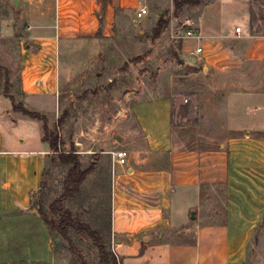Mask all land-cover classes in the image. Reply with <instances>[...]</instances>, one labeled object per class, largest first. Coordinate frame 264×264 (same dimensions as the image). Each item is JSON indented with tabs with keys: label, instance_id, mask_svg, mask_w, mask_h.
I'll return each mask as SVG.
<instances>
[{
	"label": "crops",
	"instance_id": "obj_1",
	"mask_svg": "<svg viewBox=\"0 0 264 264\" xmlns=\"http://www.w3.org/2000/svg\"><path fill=\"white\" fill-rule=\"evenodd\" d=\"M167 1L16 0L15 9L26 23L16 72L24 107L57 120L63 96L62 46L111 41L118 23L132 14L137 17L142 8L149 12L139 20L152 17L146 28L153 29L152 11ZM197 25L199 36L185 42L180 56L202 61L201 70L210 80L208 115L217 134L226 137L221 145L225 156L214 168L217 174L199 183L224 182L226 187L225 221L206 231L213 247L221 250L218 258L202 264H247L244 250L264 223V75H255L264 72V63H259L264 42L237 35L236 28L220 32L206 22L203 33L201 22ZM200 47L203 54L192 56ZM0 105V264H57L54 240L34 202L51 146L43 139L42 123L14 112L6 99ZM132 112L146 148L136 145L131 154L124 150L126 164L113 166V251L122 264H187L176 262L177 253L163 233L186 226L202 203L199 184H186V174L174 168L172 97L136 95ZM261 235L264 240V230Z\"/></svg>",
	"mask_w": 264,
	"mask_h": 264
},
{
	"label": "rangeland",
	"instance_id": "obj_2",
	"mask_svg": "<svg viewBox=\"0 0 264 264\" xmlns=\"http://www.w3.org/2000/svg\"><path fill=\"white\" fill-rule=\"evenodd\" d=\"M199 1L198 6H185L177 16L173 0L164 3L163 8L154 9L152 16L156 25L161 15L170 20L159 39L154 38L156 26L146 28V21H152V17L139 20L132 14L124 23H118L116 36L111 41L79 40L62 46L60 112L57 120L54 116L45 117L50 128L58 132L60 152L75 150L80 155L83 169L96 165L68 208L75 217L98 230L111 250V189L115 174L110 153L119 149L131 154L136 145L146 148L132 112L136 95L139 99L172 97L174 168L182 175L186 174V184L193 181L199 184L216 175L214 168L225 156L221 145L226 137L217 134L218 128L208 115L210 80L201 70V60L180 56L181 47L187 41L176 38V33L182 35L179 29L197 32L198 22L204 33L208 22V27L220 32L225 28H241L242 34L263 43L264 0ZM160 9L161 15L158 14ZM188 21H191L190 25ZM25 27L13 1L0 0V100L6 99L13 109L14 103H22L16 72L18 50L26 41L22 39ZM259 63H264V59ZM260 74L264 75V72H255V75ZM3 108L0 105V113ZM118 136L122 138L121 142L117 140ZM69 169L60 164L58 155L50 156L41 199L46 209L62 194ZM199 186L202 203L194 210L196 218L193 220L190 215L186 226L163 232L177 253L176 262L202 264L212 256L218 258V250H221L213 247L206 231L225 221V184L202 183ZM39 201L40 197L36 196L35 204ZM263 230L264 223L244 250L247 264H264ZM71 236L82 258L74 255L69 243L54 235L57 264H81L82 261L99 264L98 249L91 239L74 232ZM181 250L185 252L178 256Z\"/></svg>",
	"mask_w": 264,
	"mask_h": 264
},
{
	"label": "trees",
	"instance_id": "obj_3",
	"mask_svg": "<svg viewBox=\"0 0 264 264\" xmlns=\"http://www.w3.org/2000/svg\"><path fill=\"white\" fill-rule=\"evenodd\" d=\"M173 3L175 6L174 14L177 16L176 14L182 11L185 6H198L200 1L173 0ZM169 25L170 20L162 16L156 28L154 29V38L159 39L163 33H165V30H167ZM98 37L101 38V31L99 32ZM13 110L14 112L21 113V115H23L25 118L41 122L43 124V139L50 144L53 155H58L60 164L70 167L63 182L62 194L57 199H55L47 209L41 200L44 194L43 192L45 189L44 186L46 184L47 170L45 172L42 190L40 191V194L37 195L40 197V201L38 204H35V207L47 225L50 234L52 236L55 235L60 237L62 240L69 243L74 255L78 256L79 258H82V255L74 244L71 232H74L78 236L87 237L91 239L98 249L99 264H122V259L117 256L110 247H107L106 243L102 240L99 231L93 229L90 224L85 223L79 218L75 217L72 211L68 208V204L71 203L76 195L81 192L83 184L89 175L94 171L96 165L91 164L87 169H83L79 157L80 155L77 154L75 150L68 151L66 153L60 152L61 140L58 136V132L56 129L50 128L48 125V119L45 117V115L28 110L22 103H14ZM59 121L62 122V119H59ZM80 263L86 264L84 261Z\"/></svg>",
	"mask_w": 264,
	"mask_h": 264
},
{
	"label": "built area",
	"instance_id": "obj_4",
	"mask_svg": "<svg viewBox=\"0 0 264 264\" xmlns=\"http://www.w3.org/2000/svg\"><path fill=\"white\" fill-rule=\"evenodd\" d=\"M148 9L147 8H142L140 11H138L137 13V17L138 19H142L145 16L148 15ZM191 22H187V24L190 25ZM179 32L182 33V35H179L178 33H176V38H180V39H184L185 41H188L190 39L193 38H197V36H199L196 32H194L193 30H178ZM237 35H240L242 30L241 28H236L235 30ZM192 56H199L201 54H203V48H197L193 53H191ZM111 157H112V161H113V166L115 165H125L127 162V158H128V153L124 150H119V151H115V152H111ZM115 253V252H114Z\"/></svg>",
	"mask_w": 264,
	"mask_h": 264
},
{
	"label": "water",
	"instance_id": "obj_5",
	"mask_svg": "<svg viewBox=\"0 0 264 264\" xmlns=\"http://www.w3.org/2000/svg\"><path fill=\"white\" fill-rule=\"evenodd\" d=\"M14 3H15V5L17 4L16 0L14 1ZM131 97H134V94H131ZM117 140H118L119 142H121V141H122V138H121L120 136H118V137H117ZM191 216H192V219H193V220L196 218V213H195V211L192 212Z\"/></svg>",
	"mask_w": 264,
	"mask_h": 264
}]
</instances>
